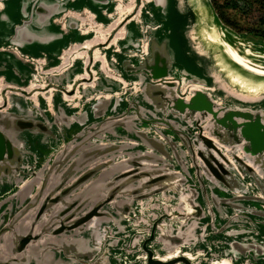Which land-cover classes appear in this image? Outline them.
Instances as JSON below:
<instances>
[{"label":"water","instance_id":"water-1","mask_svg":"<svg viewBox=\"0 0 264 264\" xmlns=\"http://www.w3.org/2000/svg\"><path fill=\"white\" fill-rule=\"evenodd\" d=\"M117 1L105 26L84 8L77 12V29L91 36L86 28L101 29V41H68L51 65L25 53L40 66L26 68L17 85L3 78L0 264H193L170 257L183 250L197 256L195 264L223 256L264 264V93L231 86L197 50L205 72L188 52L182 64L169 37L157 35L169 31L156 16L158 0H122L129 8L120 19ZM23 15L6 48L20 51L33 20L32 12ZM215 16L217 30L236 38ZM67 17L49 14L64 32ZM236 41L264 50L244 33ZM81 48L86 58L76 57ZM35 71L44 85L31 86ZM217 232L224 233L218 252L205 241Z\"/></svg>","mask_w":264,"mask_h":264},{"label":"crops","instance_id":"crops-1","mask_svg":"<svg viewBox=\"0 0 264 264\" xmlns=\"http://www.w3.org/2000/svg\"><path fill=\"white\" fill-rule=\"evenodd\" d=\"M53 1L41 0L42 11L34 12L35 0H0V77L10 81L13 85L25 82L23 71L26 72L27 69H30L28 63L20 60L12 51L6 49L8 43L6 36L12 32L13 26L22 19L24 12H32L33 20L23 31V39L19 47L20 51L31 56H40L42 52H46L49 57L48 64L51 65L56 62L58 52L61 51L68 41L82 40L86 36L87 38L84 39V42L87 43V47L101 41V35L97 32L98 29L86 28L85 31L93 29L94 33L92 36L91 33L85 35L77 29L74 25L76 17H80L77 12L84 8V10L91 13L94 20L98 23L97 25L102 26L113 16L115 0H110L109 2H105V0H66L64 4H60L57 7H54ZM196 6H201V9L206 11L209 23H214L215 26L218 24L215 11L208 4L201 3L200 0H158V4L155 7L157 18L163 21L165 28L169 29L166 34L158 30L157 35L159 38H162L163 35L169 37L168 44L174 48L176 57L182 64L183 60L186 61V57L189 56L186 53L187 45L183 30L189 27L187 16L191 15V10ZM159 10H163L164 16L160 15ZM61 12H67L68 15L69 25L66 32L62 31L59 24L49 18L50 13L54 16ZM110 22L112 23V21ZM161 48L164 50L167 48L165 41ZM95 51L93 50L94 55H96ZM88 52L87 48L78 49V53L83 54L85 58ZM109 52H111V49L108 50ZM85 61L87 60L85 59ZM80 65L79 60H77L75 67L79 68ZM17 68L20 69L22 75H18L15 72ZM48 104L50 110L53 111L52 103L48 101Z\"/></svg>","mask_w":264,"mask_h":264},{"label":"bare ground","instance_id":"bare-ground-1","mask_svg":"<svg viewBox=\"0 0 264 264\" xmlns=\"http://www.w3.org/2000/svg\"><path fill=\"white\" fill-rule=\"evenodd\" d=\"M128 1V0H123ZM122 0H118L115 6L114 13H117V17L120 19L128 10L129 5L126 6L123 4ZM201 6H196L191 10V15L188 17V22H190L189 27L183 30V36L186 39L187 52L190 55L195 57V61L198 65L201 66L205 72L203 58L202 56H197L199 51L203 56H206L209 61H211L216 68H220L225 73V76L228 78L231 86H235L242 93L248 95H258L264 93V50L262 48H251L250 45L243 46L241 42L237 43L232 40V38L222 35L217 29L214 23H209L206 16V11L201 9ZM112 17V16H111ZM197 23V24H196ZM195 24V25H194ZM104 26V24L102 25ZM104 29V28H103ZM105 30V29H104ZM101 37H104L101 29L97 31ZM192 44V45H191ZM86 46V45H85ZM6 49L13 52L20 60L26 62L32 68H38L40 65H36V60L30 61L25 57V53L21 54L18 48L7 47ZM100 51V49H99ZM98 50L95 52L98 53ZM197 53V54H196ZM104 54V52H103ZM42 55L46 58L45 64L48 65L49 57L46 52H42ZM76 57H83V54L77 53ZM60 58L59 56H57ZM73 58V56H72ZM36 65V67H35ZM103 65V64H102ZM64 65L62 68H64ZM61 69H54L56 74L57 71ZM15 72L20 75V73L15 69ZM44 74L39 73L38 71L29 76V82L32 85L41 84L44 85ZM51 81L63 80L64 85L69 87L71 82L60 78H52L50 75ZM3 77H0V91L2 87ZM207 88V87H206ZM210 93L214 94L217 99H220L221 92L214 88L213 85H209L207 88ZM56 91V88H51V93ZM42 94H45L42 92ZM26 96V95H25ZM0 93V99H1ZM70 103L76 102V97H68L66 93H62L60 96ZM27 98V96H26ZM32 98L37 101L36 95ZM47 100L51 102L49 95L46 96ZM233 101H237L235 98H232ZM183 256L189 259L193 264L197 261V256L189 252L188 250H183V252H178L171 258L177 256ZM170 257L159 258L157 259H170ZM211 264H234L229 257H221L220 259H215ZM239 264H248L247 262H240Z\"/></svg>","mask_w":264,"mask_h":264},{"label":"trees","instance_id":"trees-1","mask_svg":"<svg viewBox=\"0 0 264 264\" xmlns=\"http://www.w3.org/2000/svg\"><path fill=\"white\" fill-rule=\"evenodd\" d=\"M211 4L216 12L218 19L233 31L244 32L245 36H252L255 40L260 41L264 45V16H260L259 20L261 24H249L242 20L239 22L238 18L230 16L226 9L231 8L242 15L241 18H245V14L251 11L252 7L256 6L259 9L264 10V0H223L218 2L217 0H210Z\"/></svg>","mask_w":264,"mask_h":264},{"label":"rangeland","instance_id":"rangeland-1","mask_svg":"<svg viewBox=\"0 0 264 264\" xmlns=\"http://www.w3.org/2000/svg\"><path fill=\"white\" fill-rule=\"evenodd\" d=\"M218 2H221L223 0H217ZM227 13L230 15V16H233L234 18H238L239 22H242V20L246 21V23L248 22L250 25L251 24H261L260 20H259V17L260 16H264V10L263 9H259L258 7H252L251 11L248 12L247 14H245V18H241L242 15H240V13H238L237 11H234L233 9L231 8H228L226 9ZM264 25V23H263ZM237 36L236 38L235 37H231L232 40L236 41V39H239L241 37V34L244 33V32H241V31H237ZM248 37V36H247ZM248 38H252L254 39L252 36L248 37ZM237 42V41H236ZM239 43V42H237ZM224 235V233L222 232H217L216 234H210L206 239L205 241L207 243H210V245H213L215 247V249L217 250V252L220 250L218 249L216 246H222V236ZM218 255H213L212 258H216ZM211 258V259H212Z\"/></svg>","mask_w":264,"mask_h":264}]
</instances>
